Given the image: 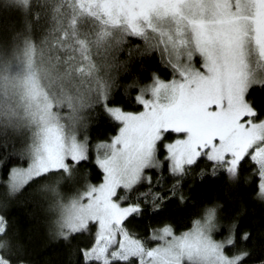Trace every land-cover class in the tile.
Masks as SVG:
<instances>
[{"label":"snow or ice","instance_id":"snow-or-ice-1","mask_svg":"<svg viewBox=\"0 0 264 264\" xmlns=\"http://www.w3.org/2000/svg\"><path fill=\"white\" fill-rule=\"evenodd\" d=\"M6 6L19 12L29 32L43 17L36 11L40 0H6ZM50 13L47 42L63 54L65 75L94 81L95 99L84 107L98 106L119 124L110 143L97 145L99 184H85L67 200L54 186L41 189L55 195L49 206L53 234L66 243L88 238L78 249L81 264H242L247 252H226L236 244L234 224L224 239L214 238L219 204L205 205L181 234L171 226L157 229L152 239L162 243L152 248L130 234L126 223L163 216L171 204L183 203L182 184L203 161L208 176L225 175L230 187L249 183L241 174L251 171L257 178L254 197L264 202V102L249 98L264 90V0H52ZM129 37L144 42L140 56L159 51L173 73L169 82L152 74V83L134 97L143 108L137 113L120 106L121 98L112 95L114 79L107 71L101 76L92 59L93 51L106 59L123 50ZM47 107L26 166L9 169V195L50 176L58 177L57 185L71 183L78 168L91 162L87 137L66 135ZM153 169L155 180L148 174ZM164 171L174 181L167 188ZM205 177L199 169V178ZM6 224L0 216V264H15Z\"/></svg>","mask_w":264,"mask_h":264},{"label":"trees","instance_id":"trees-1","mask_svg":"<svg viewBox=\"0 0 264 264\" xmlns=\"http://www.w3.org/2000/svg\"><path fill=\"white\" fill-rule=\"evenodd\" d=\"M40 3L42 7H37L36 11L42 12L43 17L33 24L29 32L19 12L13 6H6V0H0V145H4L0 147V156L4 158L0 161V216L7 222V238L15 254V264H81L78 249L86 246L88 238L82 236L66 243L53 234L54 215L49 206L55 195L41 189L44 185L54 186L59 196L67 200L78 190H83L85 184H99L102 181V170L94 163L98 155L96 148L101 142L110 143L118 135L119 124L108 119L98 106L93 109L84 107L95 99L92 94L94 81L90 78L69 79L65 75L63 54L54 51L47 42L52 38L49 35L53 26L50 13L52 0H40ZM144 46L140 38L129 37L121 46L123 50L114 52L106 59L97 56L95 51L92 55L93 62L100 67L99 74L104 76L107 71L114 79L112 95L120 97V106L133 113L142 110L134 97L139 94L140 89L152 83V74L164 82L173 79L166 57L159 51L148 56L139 55ZM29 62L53 102L54 109L61 106L66 111L69 105L75 104L77 113L74 119L78 137H87L91 162L78 168L76 179L71 183L61 182L57 185L55 182L58 177L50 176L48 179L33 181L20 192L9 195V169L26 166L27 157L36 140L33 126L25 118L26 99L21 79L26 74ZM193 63L199 67V57L194 58ZM105 64L111 67L106 69L103 67ZM145 98H150V94L145 93ZM249 98L257 104L264 102V90L251 92ZM20 156H24L25 161ZM251 167V164L247 166L248 169ZM199 169L206 173L203 180L199 178ZM199 169L193 171L182 184L185 197L183 203L171 204L169 211L163 216L146 215L131 220L126 223L130 234L140 239L147 248L162 243L152 239V233L163 226H171L174 230V226L184 221L198 188L206 180L217 179L207 175L210 170L207 161L201 162ZM148 174L154 180L157 178L155 169ZM222 177L225 178L223 195L205 204L221 205L218 213L220 228L218 233H214V238L224 239L228 234L227 227L234 224L236 244L226 250L227 254L232 256L247 252L249 255L242 264H264V202L254 197L257 178L251 171L245 170L241 174L242 180L249 177L250 182L230 187L225 175L218 178ZM163 179L165 188L174 182L166 171L163 172ZM205 205L198 208L196 218H199ZM245 233L249 234L248 240L241 239Z\"/></svg>","mask_w":264,"mask_h":264},{"label":"rangeland","instance_id":"rangeland-1","mask_svg":"<svg viewBox=\"0 0 264 264\" xmlns=\"http://www.w3.org/2000/svg\"><path fill=\"white\" fill-rule=\"evenodd\" d=\"M31 65H32L31 62H29L28 68L26 70V74H23L21 79L24 90V98L26 99L25 118L26 120H29V122L33 126L36 135L35 138L37 139V135L42 127L41 117L45 115L44 109L46 106H50L47 107V112L51 113L56 117L57 123L63 126V131L66 135H76L78 137L79 135L78 129L75 125L76 123L74 119L77 113V110L74 109L75 104L69 105L66 111L62 110L61 106H58L57 108L54 109L53 102H51L50 97L46 93L44 87H42V85L38 81L37 75H35V73L33 72V68ZM96 150L98 154L101 151L98 150L97 148ZM224 187H225L224 177L212 179V180H206L205 183L200 188H198V190L194 193L192 202L188 206L187 215L184 221L179 225L174 226L175 234H181L182 232L189 230L192 226L193 220L196 219L198 208H200V206L202 205L211 203L214 200V198L218 196H222L224 193Z\"/></svg>","mask_w":264,"mask_h":264}]
</instances>
